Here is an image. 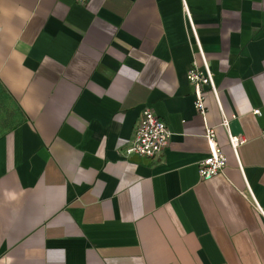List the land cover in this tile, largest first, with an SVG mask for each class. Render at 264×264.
Listing matches in <instances>:
<instances>
[{
    "label": "crops",
    "instance_id": "1",
    "mask_svg": "<svg viewBox=\"0 0 264 264\" xmlns=\"http://www.w3.org/2000/svg\"><path fill=\"white\" fill-rule=\"evenodd\" d=\"M0 264H264V0H0Z\"/></svg>",
    "mask_w": 264,
    "mask_h": 264
},
{
    "label": "built area",
    "instance_id": "2",
    "mask_svg": "<svg viewBox=\"0 0 264 264\" xmlns=\"http://www.w3.org/2000/svg\"><path fill=\"white\" fill-rule=\"evenodd\" d=\"M85 2L86 0H79ZM187 13V10L185 9ZM188 14V13H187ZM191 28L193 30L192 24ZM197 51L201 58V65H192L186 73V78L192 87L194 97V108L198 113H205V91H210L217 98V89L213 79V73L204 57L202 48L195 38ZM258 113V110H254ZM223 120L222 124L226 125ZM170 132L165 123L157 117L148 107H144L138 122L136 123L134 134L129 147L125 150L126 154L136 153L142 157L153 158L158 156L165 148ZM208 144V155L199 162L198 174L201 179L207 180L223 172L226 164V158L214 138L213 128H206L204 134ZM228 140L231 148L234 150L242 141V138L228 134Z\"/></svg>",
    "mask_w": 264,
    "mask_h": 264
}]
</instances>
